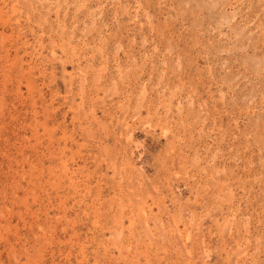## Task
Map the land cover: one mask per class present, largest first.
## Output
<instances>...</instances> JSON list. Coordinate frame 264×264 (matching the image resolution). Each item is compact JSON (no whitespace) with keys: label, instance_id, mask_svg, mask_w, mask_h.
<instances>
[{"label":"rangeland","instance_id":"rangeland-1","mask_svg":"<svg viewBox=\"0 0 264 264\" xmlns=\"http://www.w3.org/2000/svg\"><path fill=\"white\" fill-rule=\"evenodd\" d=\"M0 264H264V0H0Z\"/></svg>","mask_w":264,"mask_h":264}]
</instances>
